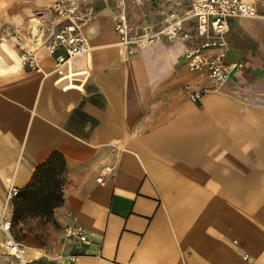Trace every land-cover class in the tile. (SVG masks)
<instances>
[{"label":"crops","instance_id":"1","mask_svg":"<svg viewBox=\"0 0 264 264\" xmlns=\"http://www.w3.org/2000/svg\"><path fill=\"white\" fill-rule=\"evenodd\" d=\"M53 1L0 0V212L9 181L20 191L52 153L65 160L58 237L44 246L25 233L28 260L243 264L247 254L264 264V0H248L257 17L228 21L226 63L241 68L219 87L188 71L179 41L121 45L114 24L127 0H92L80 28L90 52L56 71L47 38L27 39L38 24L62 28ZM141 1L151 32L189 13V0ZM9 31L36 49L38 71L21 66ZM69 224L88 240L65 241ZM10 259L0 236V264Z\"/></svg>","mask_w":264,"mask_h":264},{"label":"built area","instance_id":"2","mask_svg":"<svg viewBox=\"0 0 264 264\" xmlns=\"http://www.w3.org/2000/svg\"><path fill=\"white\" fill-rule=\"evenodd\" d=\"M91 2L92 0H54L50 10L62 22V28L53 31L47 24L30 27L27 38L29 42L42 44L43 39L47 38V51L54 58L56 71H60L75 59L90 52L91 48L85 36L81 34L80 28L94 16ZM189 2V13L185 17L177 19L171 15L166 25L158 31L144 30L140 34L131 36V29L124 13L117 16L114 31L119 37L120 44L124 46L144 47L164 38L171 42L179 41L184 47V63L188 71L206 73L213 84L219 87L227 81L231 72L241 68L240 64L226 63L228 21L257 17L256 7L248 0H189ZM7 36L16 42L20 51L21 66L31 71H38L36 49L27 47L21 34L9 31ZM60 50L63 53L57 54ZM202 93L201 90L191 93L190 102L197 103ZM111 171L109 167L103 168L97 181L100 183ZM8 183L5 205L0 212V236L3 237L5 252L11 258L7 264H36L28 260L26 247L13 234L7 207L17 191L11 187L10 181ZM62 234L65 241L84 243L88 240L85 229L78 224L66 225ZM75 259L74 255L68 258L71 262ZM242 262L254 264L247 254L242 256Z\"/></svg>","mask_w":264,"mask_h":264},{"label":"trees","instance_id":"3","mask_svg":"<svg viewBox=\"0 0 264 264\" xmlns=\"http://www.w3.org/2000/svg\"><path fill=\"white\" fill-rule=\"evenodd\" d=\"M66 183L65 160L59 153H52L35 168L28 184L11 201L12 231L18 228V236L14 235L17 240H22L23 232L39 239L32 228H25L32 221L38 227L54 223V212L63 203Z\"/></svg>","mask_w":264,"mask_h":264},{"label":"rangeland","instance_id":"4","mask_svg":"<svg viewBox=\"0 0 264 264\" xmlns=\"http://www.w3.org/2000/svg\"><path fill=\"white\" fill-rule=\"evenodd\" d=\"M181 4L187 6V0H179ZM148 9H145L140 0H127L125 14L131 29V36L143 32L146 20L150 18ZM26 227H30L38 235V240L42 245H52L58 237V227L55 223H49L43 227H38L36 221L30 222ZM13 234L18 236V228L13 229ZM25 232H23V235Z\"/></svg>","mask_w":264,"mask_h":264}]
</instances>
